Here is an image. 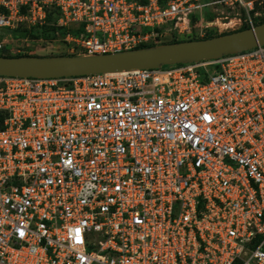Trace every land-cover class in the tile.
<instances>
[{
  "label": "built area",
  "instance_id": "built-area-1",
  "mask_svg": "<svg viewBox=\"0 0 264 264\" xmlns=\"http://www.w3.org/2000/svg\"><path fill=\"white\" fill-rule=\"evenodd\" d=\"M260 16L254 0H0V52L45 27L70 57L102 56L189 35L195 19L241 31ZM0 264H264V46L0 76Z\"/></svg>",
  "mask_w": 264,
  "mask_h": 264
},
{
  "label": "water",
  "instance_id": "water-1",
  "mask_svg": "<svg viewBox=\"0 0 264 264\" xmlns=\"http://www.w3.org/2000/svg\"><path fill=\"white\" fill-rule=\"evenodd\" d=\"M264 46V24L216 38L159 45L124 53L76 57H0V76L63 79L155 70L219 60Z\"/></svg>",
  "mask_w": 264,
  "mask_h": 264
},
{
  "label": "rangeland",
  "instance_id": "rangeland-1",
  "mask_svg": "<svg viewBox=\"0 0 264 264\" xmlns=\"http://www.w3.org/2000/svg\"><path fill=\"white\" fill-rule=\"evenodd\" d=\"M256 8L259 9L260 17L259 21L264 22V0H254ZM225 17L228 20H222L221 23H229L232 19L235 18L234 15H226ZM225 17H222L224 19ZM212 24L214 19H208ZM199 20H193L191 25V34L189 35H174L172 39L164 40L163 45L173 44V42L185 43V42H192V41H200L206 40L210 38H216L219 36H223L226 34H231L238 31H231L229 29L224 30L225 28L221 27L222 30L217 29L215 26L212 27L213 30L215 29L216 32L213 30H206L202 31L198 24ZM46 28V27H45ZM39 32L32 33L29 35V44H23V53L17 54L15 52H11V50L6 49L3 52H0V55L4 57H11V58H20V57H70L67 53L65 47L57 40L56 36L54 37V33L50 28L43 29V34ZM19 37V36H18ZM14 37V38H18ZM20 38V37H19ZM20 55V57H18Z\"/></svg>",
  "mask_w": 264,
  "mask_h": 264
},
{
  "label": "trees",
  "instance_id": "trees-1",
  "mask_svg": "<svg viewBox=\"0 0 264 264\" xmlns=\"http://www.w3.org/2000/svg\"><path fill=\"white\" fill-rule=\"evenodd\" d=\"M259 9H257L256 8V11L257 12H259L258 11ZM254 15V14H253ZM48 22H52V19H51V17L49 18V21ZM257 23H258V25H261V24H264V22L263 21H259L258 19H257ZM46 28H50L54 33H52V34H54V37L56 36V38H57V35H56V33H57V30L55 29V28H51V27H46ZM46 28H43V29H46ZM43 29L42 30H40V32L43 34ZM243 30H247V29H243ZM243 30H241V31H243ZM37 32H39V31H34V32H32V33H37ZM62 32V34L64 35L65 34V31H61ZM32 33H27V32H21V33H16L14 36L15 37H20V38H26L28 35H30V34H32ZM40 33V34H41ZM18 37V38H19ZM177 43H179V42H173V44H177ZM0 57H4V56H2V55H0ZM18 57H20V55L18 56ZM8 58H11V57H8Z\"/></svg>",
  "mask_w": 264,
  "mask_h": 264
}]
</instances>
